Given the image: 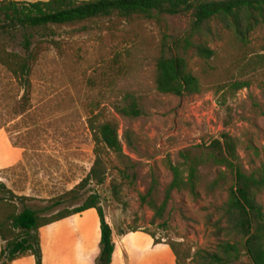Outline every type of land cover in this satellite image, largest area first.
<instances>
[{
    "label": "rangeland",
    "instance_id": "1",
    "mask_svg": "<svg viewBox=\"0 0 264 264\" xmlns=\"http://www.w3.org/2000/svg\"><path fill=\"white\" fill-rule=\"evenodd\" d=\"M168 22L174 34L188 26L180 15L169 17ZM27 34L38 58L30 76L29 106L21 115L15 109L23 94L20 86L0 66V183L22 198L16 199L19 208L49 215L78 208L90 195H98L115 236L111 264H177L169 242L181 243V252L189 249L192 257L208 248L212 241L205 215L222 203L224 191L198 202L173 193L163 225L141 205L139 194L145 192L153 174L160 191L170 182L164 166L167 160L175 162L186 153L198 155L199 146L220 139L221 134L240 141L242 157L248 153V140L262 153L264 119L254 113L253 104L264 102V70L239 78L249 81L250 87L238 92L226 109L211 92L181 97L157 93L154 62L161 33L154 24L133 27L113 19L43 30L14 28L0 32V42L7 51L23 55ZM260 37L264 39V30ZM254 40L259 44L258 35ZM115 63L123 73L111 83L109 68ZM126 93L142 99V115L137 119L116 113ZM93 117L114 122L120 137L132 131L136 151L124 145L121 156L104 155L103 185L89 182L77 199L66 198L55 206L54 201L74 189L94 162L88 123ZM201 173L211 181L218 170L209 167ZM231 183L228 174L227 186ZM113 185L120 190L116 201ZM99 226L96 212L90 210L33 234L39 264H99ZM9 264H36V258L26 254Z\"/></svg>",
    "mask_w": 264,
    "mask_h": 264
},
{
    "label": "trees",
    "instance_id": "2",
    "mask_svg": "<svg viewBox=\"0 0 264 264\" xmlns=\"http://www.w3.org/2000/svg\"><path fill=\"white\" fill-rule=\"evenodd\" d=\"M184 16L187 28L180 34L171 32L169 17ZM115 20L133 27L154 24L161 33L154 67L157 93L168 96H200L211 92L218 97L220 107L250 82L239 80L264 70V0H48L34 3L0 0V32L21 28L45 29L51 25H74L91 20ZM28 35V34H27ZM258 35L259 44L254 36ZM261 41V42H260ZM31 36L24 37V54L9 52L0 42V66L18 83L22 96L15 109L19 115L29 106L30 76L37 61L36 48H31ZM111 79L117 81L123 71L109 68ZM116 83V82H115ZM264 101V88L261 92ZM142 99L131 93L123 96L116 113L133 120L142 115ZM254 113L264 119V102L253 104ZM94 144V162L86 177L74 189L54 201L55 206L66 198L77 199L89 182L103 185L106 175L104 155L121 156L124 145L136 151L133 132L119 136L118 126L111 121L88 119ZM122 138V139H121ZM198 155L181 154L180 159L167 160L165 168L170 182L161 185L153 174L144 193L139 194L141 205L162 221L173 193L186 194L193 202L203 196L214 197L224 191L221 204L205 215L210 246L191 256L189 249L182 253L181 243L169 242L177 264L191 259L193 264H264V147L262 153L248 140L244 157L240 141L227 133L220 139L202 144ZM216 168V178L208 181L201 170ZM228 174L232 177L227 186ZM118 200V186L111 188ZM16 195L0 183V264L32 254L38 260V231L74 215L94 210L99 220V264H111L115 244L113 230L106 222L99 196L90 195L78 208L63 209L40 215L29 208H19ZM35 245V246H34Z\"/></svg>",
    "mask_w": 264,
    "mask_h": 264
},
{
    "label": "crops",
    "instance_id": "3",
    "mask_svg": "<svg viewBox=\"0 0 264 264\" xmlns=\"http://www.w3.org/2000/svg\"><path fill=\"white\" fill-rule=\"evenodd\" d=\"M12 1H15V2H26V3H34V2H38V1H43V2H45V1H48V0H12ZM90 211V210H89ZM69 219V218H68ZM67 220V219H66ZM64 221V220H63ZM61 222V221H60ZM59 223V222H58ZM56 224V223H55ZM54 225V224H53ZM52 226V225H51ZM48 227H50V226H48ZM47 228V227H46ZM44 229V228H43ZM42 230V229H41ZM113 242H114V244H115V236H114V233H113ZM114 251H115V249H114ZM113 255H114V253H113ZM113 255H112V258H113Z\"/></svg>",
    "mask_w": 264,
    "mask_h": 264
}]
</instances>
